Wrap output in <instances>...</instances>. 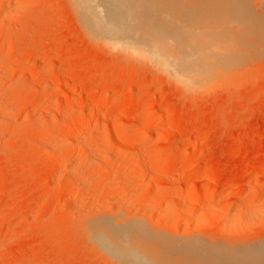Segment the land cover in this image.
I'll list each match as a JSON object with an SVG mask.
<instances>
[{"label":"rangeland","instance_id":"rangeland-1","mask_svg":"<svg viewBox=\"0 0 264 264\" xmlns=\"http://www.w3.org/2000/svg\"><path fill=\"white\" fill-rule=\"evenodd\" d=\"M112 3L170 49L114 48L71 0H0V264L264 255V0ZM173 48L193 84L164 68ZM103 220L128 227L119 252Z\"/></svg>","mask_w":264,"mask_h":264},{"label":"bare ground","instance_id":"bare-ground-1","mask_svg":"<svg viewBox=\"0 0 264 264\" xmlns=\"http://www.w3.org/2000/svg\"><path fill=\"white\" fill-rule=\"evenodd\" d=\"M112 1L113 0H74V1H72L71 0V2H72V4H75L76 6H77V9L76 10H78V12L82 15V18H83V21L84 20H87L86 22L84 21V26L85 25H89V23L93 26V27H91L93 30L92 31H94V29H95V31L97 32V34H99L102 38H106L107 39V44L108 43H111V45L115 48H118V47H121L122 48V50H132L131 48H132V46H129V48L128 49H125L126 47H128L127 45H125V44H123V42L121 41V40H117V38H119V39H121V37L124 35V37L125 36H128V38L130 37V38H132L135 42H136V39L137 40H140V41H142L144 44H145V41H150L151 40V42L153 41V43L152 44H154L155 43V45L156 46H158V48L159 47H161L162 49H165L166 47H167V44H169L168 43V41L166 40V39H163L162 37H160V35H158L157 33L156 34H147V33H144V34H139L140 36V38L138 37V36H135L134 35V33L133 32H130V31H126V29L125 28H128V27H125L124 29H125V31L123 30V27L124 26H122V24H120V22L123 20L122 18V16H123V14H122V12H120L121 11V9H119V8H122V7H117L115 4H113L112 3ZM73 2H75V3H73ZM137 2V1H136ZM1 5V4H0ZM74 8H75V6H74ZM124 9L125 8H123V11H124ZM77 12V13H78ZM109 14H110V17H109ZM121 14H122V16H121ZM79 15V14H78ZM118 15V16H117ZM119 15L121 16V17H119ZM80 16V15H79ZM120 18V19H122V20H116V18ZM117 18V19H118ZM80 19V18H79ZM125 19V18H124ZM82 21V20H81ZM82 21V22H83ZM87 22H89L88 24H86ZM140 22V21H139ZM121 23H123V22H121ZM146 23V22H145ZM120 24V25H119ZM91 25H89L88 27L90 28V26ZM146 25V24H145ZM122 26V27H121ZM126 26V25H125ZM87 28V27H86ZM248 28V27H247ZM129 29H130V27H129ZM88 30V29H87ZM247 30V29H246ZM91 31V32H92ZM132 31V30H131ZM248 31H249V29H248ZM88 32V31H87ZM90 32V31H89ZM97 34L95 35V37L97 38L98 36H97ZM105 34V35H104ZM90 35V34H89ZM91 35H94V34H92L91 33ZM104 35V36H103ZM122 35V36H121ZM251 36H252V33L250 34ZM254 35V34H253ZM256 35V34H255ZM99 36V37H100ZM121 36V37H120ZM248 36V35H247ZM90 37H93V38H95L94 36H90ZM98 37V38H99ZM200 39H201V36H198ZM256 37V36H255ZM95 38V40H97ZM139 38V39H138ZM151 38V39H150ZM202 38H204V37H202ZM123 39V38H122ZM173 39V38H172ZM171 39V40H172ZM170 40V41H171ZM101 41V40H100ZM249 41V40H248ZM99 42V41H98ZM103 43H104V41H102ZM136 43H138V42H136ZM143 43H142V45H143ZM171 43V42H170ZM100 44H102V43H100ZM104 44H106V43H104ZM103 44V45H104ZM106 44V45H107ZM140 44V43H139ZM148 44V43H147ZM152 44H149V45H152ZM164 44H166V46H164ZM171 44H174V42H172ZM246 44H247V41H246ZM138 45V44H137ZM148 45V46H149ZM110 46V45H109ZM139 46V45H138ZM141 46V45H140ZM144 46V45H143ZM162 46H164V47H162ZM172 46V45H171ZM124 47V48H123ZM151 47V46H150ZM120 48V49H121ZM167 48H169L170 49V45L167 47ZM175 48V47H174ZM174 48L171 50V51H174ZM119 49V48H118ZM146 49V48H145ZM141 50H143V49H141ZM182 50V49H181ZM176 51H177V49H176ZM176 51H174L173 52V54L174 55H170L169 54V56H173L172 58H174L176 61L178 60L177 58L179 57V60L180 59H183V60H180L181 61V63L179 62V60L176 62V63H178V64H168V63H164L163 62V66L165 65V67L164 68H166V70L168 69L169 71H171V72H169V71H166V72H169V73H171V75L173 76V74L175 75V77H173L174 79H176L177 81L179 80V81H181V79H182V82H180V84H183V83H185V82H187L186 80H189V79H191V81H193L194 82V80L196 81V78L194 79L193 77L192 78H190L189 76H188V74L187 73H182V72H180L182 69H180L181 67L183 68V67H186V66H182L183 64H185L186 65V62H184L183 64H182V61H184L185 59L184 58H182L183 56L182 55H179L178 57H175L176 55H178V53H175ZM132 52H134V50L132 51ZM138 52H139V54L140 53H143V51H135L134 52V54L136 53V54H138ZM149 51H148V49H147V51H146V53H148ZM201 52V51H200ZM128 53V52H127ZM145 53V54H146ZM160 53V52H159ZM193 53V52H192ZM135 54V55H136ZM138 54V55H139ZM195 54V53H194ZM132 55H133V53H132ZM143 55H144V53L141 55L140 54V56H142V58H143ZM148 55H149V53H148ZM162 56V55H161ZM164 56V55H163ZM166 56V55H165ZM198 56V55H197ZM144 57H145V55H144ZM147 57V56H146ZM193 57V56H192ZM195 57H196V55H195ZM203 57V56H202ZM224 58V57H223ZM135 59V58H134ZM189 59V58H188ZM194 59V58H193ZM169 60V59H168ZM187 61V60H186ZM236 61V60H235ZM168 62V61H167ZM171 62V61H170ZM171 63H174V62H171ZM151 64V63H150ZM188 64V63H187ZM173 66V67H172ZM160 67V66H159ZM163 68V69H164ZM196 68V67H195ZM204 68V67H203ZM180 69V70H179ZM186 69V68H185ZM161 70V69H160ZM201 70H202V68H201ZM200 70V71H201ZM183 71V70H182ZM189 71V70H188ZM199 71V70H198ZM197 71V72H198ZM199 71V72H200ZM205 71V70H204ZM187 72V71H186ZM207 72V71H206ZM191 73V72H190ZM195 74V73H194ZM197 75H200V74H195V76H197ZM176 76H178L179 78L177 79V77ZM198 78H199V76H198ZM192 79H194V80H192ZM184 80V81H183ZM199 80V79H198ZM178 81V82H179ZM193 82L191 83V82H189V83H191V84H193ZM188 83V82H187ZM187 84V85H190V84ZM186 85V84H185ZM194 86V85H193ZM185 87H187V86H185ZM191 87V86H190ZM114 114H116V113H114ZM161 114L162 113H160V117H161ZM117 115V114H116ZM118 117V116H117ZM150 117V116H149ZM152 117V116H151ZM149 118L151 121H153L154 119H156V118H159L160 119V117H159V115L158 116H155V117H152V118ZM134 120H137V119H134ZM134 120H130L129 122H126V126H124V128H122L121 126H117V127H115V128H119V129H125L126 127H129V126H131V125H133V124H135V122H133ZM157 120V119H156ZM140 123V122H139ZM140 127H141V130L142 131H144L143 132V134L140 136V137H142V138H147V137H150V135H152V130H151V128H149L150 126H148L147 125V120H143L141 123H140V125H139ZM140 130V131H141ZM139 137V138H140ZM161 140V139H160ZM161 142V141H160ZM164 143V142H163ZM67 145V144H66ZM174 145V144H173ZM58 148V147H57ZM59 149V148H58ZM156 150H157V154L159 153L158 151H161V153H163L164 152V154L166 153V152H168V154H169V149H167L166 150V148L164 149L161 145H158V147L156 148ZM172 153H174V152H172ZM155 154V153H154ZM167 154V153H166ZM167 154V155H168ZM172 155V154H171ZM179 156V155H178ZM208 172V170L206 169H204V170H201V171H198L197 173H196V175H203V174H205V173H207ZM65 182V181H64ZM202 190H204V188L202 189ZM197 194L198 193H196V192H194V191H192V190H190V191H187L186 192V195L187 196H189V197H193V196H197ZM196 206V205H195ZM106 220V219H105ZM104 221V220H103ZM107 221V220H106ZM106 221H104L102 224L103 225H101V227H99V229L96 231V233L94 232V234L96 235V238L98 237V239H108V245L111 243H113V242H115V241H118V240H116V239H123V235H122V233L125 231V229L127 230L128 229V227H120V229L121 228H123V229H121V232L119 231L120 229H118V228H116V227H112V228H108V226L107 227H104L103 228V226H104V224L106 223ZM100 223H101V221H99ZM111 222V221H110ZM113 223V222H112ZM108 224H109V221H108ZM96 225H98V222L95 224V226ZM106 225H107V223H106ZM111 226H114V224H110ZM98 226H100V224L98 225ZM110 226V227H111ZM130 227H132V226H130ZM94 228V227H93ZM96 228H97V226H96ZM113 228H116V229H113ZM92 229V228H91ZM123 230V231H122ZM132 230H135V231H132ZM131 231V233H129L128 235H126V238L127 239H140L139 237H138V233H136V230H137V232L139 231L137 228H135V229H132ZM94 231V230H93ZM127 232V231H126ZM126 232H124V233H126ZM130 232V231H129ZM134 232V233H133ZM123 233V234H124ZM128 233V232H127ZM126 233V234H127ZM136 233V234H135ZM141 233V232H140ZM139 233V234H140ZM142 233H144V232H142ZM146 233V232H145ZM145 233H144V235L143 234H140V235H143V236H146L147 235V233H146V235H145ZM109 239H110V241H111V239H113L110 243H109ZM115 239V240H114ZM149 239H151V238H149ZM153 239V238H152ZM112 245H114V244H112ZM105 246V245H104ZM110 246V245H109ZM115 246H117V247H112V249L114 248V249H116L115 251H117V252H119V241H118V244H117V242L115 243ZM110 248V247H109ZM117 252H115V253H117ZM115 253H113L114 255H115ZM117 255V254H116ZM120 255V254H119ZM124 257V255H121V257ZM122 257V258H123ZM129 257H132V260H134V259H138V261L137 262H139V263H137V264H176L177 262L176 261H174V260H172V259H170V258H168V257H166V258H160V257H158V256H144V255H135V257H134V255H129ZM128 257V255H127V258H129ZM243 259H241L242 261H240V262H238L237 264H264V255H258V256H249V257H242ZM117 259H121L120 258V256H119V258H117ZM126 259V258H125ZM130 260H131V258H129ZM128 259V260H129ZM122 260V259H121ZM128 260H125V261H128ZM129 260V261H130ZM131 260V261H132ZM136 260H134L135 262H136ZM125 261H124V263H125ZM122 262H123V260H122ZM176 262V263H175ZM126 263H129V262H126ZM125 263V264H126ZM135 264V263H134Z\"/></svg>","mask_w":264,"mask_h":264}]
</instances>
